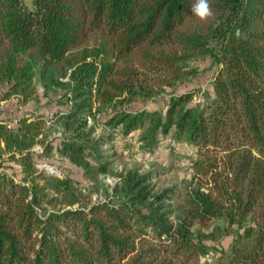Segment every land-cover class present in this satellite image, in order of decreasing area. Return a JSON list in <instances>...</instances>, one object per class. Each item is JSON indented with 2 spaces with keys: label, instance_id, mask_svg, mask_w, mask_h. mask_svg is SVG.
<instances>
[{
  "label": "trees",
  "instance_id": "trees-1",
  "mask_svg": "<svg viewBox=\"0 0 264 264\" xmlns=\"http://www.w3.org/2000/svg\"><path fill=\"white\" fill-rule=\"evenodd\" d=\"M31 2L0 0L2 99L60 88L67 109L0 119V264H203L216 220L233 236L223 264H264V0ZM195 54L216 67L210 102L186 91L163 113L128 109ZM47 129L59 135L41 143ZM114 131L194 148L203 181L186 209L152 173H114ZM54 154L92 185L49 170ZM107 175L120 181L103 190Z\"/></svg>",
  "mask_w": 264,
  "mask_h": 264
},
{
  "label": "rangeland",
  "instance_id": "rangeland-1",
  "mask_svg": "<svg viewBox=\"0 0 264 264\" xmlns=\"http://www.w3.org/2000/svg\"><path fill=\"white\" fill-rule=\"evenodd\" d=\"M22 2L28 9L31 8V0H22ZM215 71L216 67L210 56L195 54L188 57L182 63L180 73L175 77L169 78L168 76L167 84L153 87L152 92H148V95L146 93L139 94L131 101V106L128 109L134 112L145 110L163 113L171 95H178L186 91L192 92L191 105L200 106L207 101L210 102L213 94L211 84ZM5 91L6 88L0 85V119L5 122L14 121L28 114H43L49 119L57 110L67 109L64 99L61 98L64 90L60 88L47 90L46 94L41 88H38L36 95L26 105H20L15 96L2 99ZM96 133H108V131L103 126L96 124ZM141 133L143 132L137 131L123 137L114 131L110 152L114 154V157L112 156L110 159L114 173L124 174L129 170L136 171L138 174L152 173L150 183L154 185L155 190L173 188L176 200L172 204L176 207V212L186 209V196L198 189L203 181L202 175L196 173L191 167L190 157L195 154L194 148L185 142L175 141L168 135L157 147L147 151L142 149V143L139 140ZM58 135L57 129H47L41 138V143L58 137ZM108 149H110L109 146ZM50 162L48 165H53V168L47 167L49 170L57 174L67 171L81 187L86 189L92 185V183L82 180L79 170L71 167L65 160H60L57 154L50 157ZM161 170L164 173L159 172ZM117 175L100 176L99 179L103 184L102 189H110L115 183H118L120 179ZM97 199H102V196L97 193L93 194V200ZM214 227L220 231V238L207 243L209 255L202 260L203 264H223L230 252L233 236L226 232L225 221L211 222L206 232H210Z\"/></svg>",
  "mask_w": 264,
  "mask_h": 264
},
{
  "label": "built area",
  "instance_id": "built-area-1",
  "mask_svg": "<svg viewBox=\"0 0 264 264\" xmlns=\"http://www.w3.org/2000/svg\"><path fill=\"white\" fill-rule=\"evenodd\" d=\"M109 112H110V109H109ZM100 118H101V115H100V114L96 115V119H97V120L100 119ZM88 124H89V125L92 124V120H91L90 118L88 119ZM45 166H46V165H45ZM46 167H48V166H46ZM117 181H119V180L117 179ZM117 181H116V182H117Z\"/></svg>",
  "mask_w": 264,
  "mask_h": 264
}]
</instances>
